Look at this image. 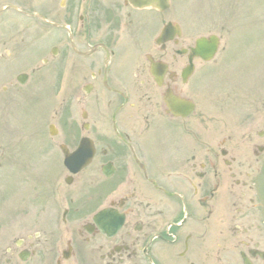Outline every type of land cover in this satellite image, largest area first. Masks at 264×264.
<instances>
[{
    "label": "flooded vegetation",
    "instance_id": "af4514ba",
    "mask_svg": "<svg viewBox=\"0 0 264 264\" xmlns=\"http://www.w3.org/2000/svg\"><path fill=\"white\" fill-rule=\"evenodd\" d=\"M15 12L16 100L62 90L47 139L62 168L44 210H16L0 264H264V101L210 96L212 62L189 55L196 26L183 33L179 8L49 0L43 22ZM21 15L44 26L41 53L25 47ZM81 142L92 157L69 175L61 149Z\"/></svg>",
    "mask_w": 264,
    "mask_h": 264
},
{
    "label": "rangeland",
    "instance_id": "374dc122",
    "mask_svg": "<svg viewBox=\"0 0 264 264\" xmlns=\"http://www.w3.org/2000/svg\"><path fill=\"white\" fill-rule=\"evenodd\" d=\"M49 0H30L28 6L31 10L45 12ZM181 4L182 13L188 17L190 9L195 6L197 23L202 24L204 20L213 26L214 32L224 36L220 53L212 66H218L221 60L226 59L228 48L233 44L235 37L222 32L219 28L223 23L228 24L229 30L234 26L230 22V12H237L238 19L244 21L242 31L239 34L235 53L237 52V65L232 64L230 69L220 64L218 69L224 70L219 73L216 81L220 83L232 82L239 88L248 86L264 88V0H174ZM16 5V0H0V8L5 5ZM237 7V8H236ZM214 13V19L209 12ZM36 24H32L34 26ZM38 31V30H37ZM233 33V30L231 32ZM44 35V33H43ZM16 14L6 12L0 15V44L3 48L16 51ZM222 47V49H221ZM1 54V53H0ZM0 55V67L6 60ZM15 68V69H14ZM7 74L0 79V224L16 225V216H7L8 212L16 210V197L26 198L35 192L39 197L47 180V167L49 156L55 155L51 150H45L43 145L36 148L37 143L30 138L33 131L28 122L21 118L23 115L16 109V59L7 67ZM3 72H0V75ZM223 74H226L222 77ZM5 87V90L2 89ZM264 96V93L261 95ZM264 98V97H263ZM60 105L57 97L52 106L55 110ZM51 115V114H50ZM50 115L47 117L49 118ZM20 118V119H19ZM29 119V116H23ZM47 118L42 123L46 127ZM41 127V126H40ZM41 145V144H40ZM48 154V155H47ZM55 165L58 166L56 163ZM17 189V192H16ZM34 190V191H33ZM7 216V217H6ZM9 222V223H8Z\"/></svg>",
    "mask_w": 264,
    "mask_h": 264
},
{
    "label": "water",
    "instance_id": "95a60500",
    "mask_svg": "<svg viewBox=\"0 0 264 264\" xmlns=\"http://www.w3.org/2000/svg\"><path fill=\"white\" fill-rule=\"evenodd\" d=\"M257 188V196L259 197L262 205L264 207V166L262 167L261 173L257 178V184L255 185ZM264 213V208H263Z\"/></svg>",
    "mask_w": 264,
    "mask_h": 264
}]
</instances>
